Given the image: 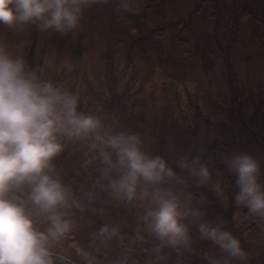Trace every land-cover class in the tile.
Returning <instances> with one entry per match:
<instances>
[{"label": "rangeland", "instance_id": "rangeland-1", "mask_svg": "<svg viewBox=\"0 0 264 264\" xmlns=\"http://www.w3.org/2000/svg\"><path fill=\"white\" fill-rule=\"evenodd\" d=\"M255 26L264 34V0H88L67 32L0 23V47L23 58L39 79L76 95L78 111L101 121L94 133L62 136L64 147L52 160L51 175L69 190L68 206L59 211L72 221L70 230L50 237L54 254L83 264H264V217L255 215L260 234L241 232L249 210L236 202L237 176L225 163L251 154L264 185V39L253 38ZM119 132L136 134L141 150L163 157L176 176L159 185L141 179L134 197L122 202L111 180L123 169L100 154ZM105 150L115 162L116 153ZM194 158L209 167L205 183L179 166ZM156 189L179 198L185 244L162 241L145 220ZM29 191L23 185L9 195L27 207ZM31 210L46 230V214ZM201 222L230 231L245 258L212 241L211 249L202 247Z\"/></svg>", "mask_w": 264, "mask_h": 264}, {"label": "clouds", "instance_id": "clouds-1", "mask_svg": "<svg viewBox=\"0 0 264 264\" xmlns=\"http://www.w3.org/2000/svg\"><path fill=\"white\" fill-rule=\"evenodd\" d=\"M87 4L88 0H0V23L9 27L38 23L42 29L67 32L77 27ZM77 105L76 95L50 80L39 79L23 58L13 57L0 47V264H57L50 237L70 230L72 221L59 211L68 206L69 190L51 175L52 160L64 147L62 136L81 137L101 126L98 117L78 111ZM105 147L116 153L115 162ZM105 147L100 150L104 161L123 169L111 180L117 196L133 198L141 179L159 185L176 176L163 157L141 150L136 134L110 135ZM225 163L237 176L236 202L246 205L251 214L264 217L259 161L241 152ZM179 166L189 169L200 183L209 178L207 163L198 158L182 159ZM23 185L30 188L27 198L31 204L46 214V230L37 226L33 211L21 196L9 195ZM153 200L156 206L144 217L151 230L168 244H185L189 229L182 221L186 213L181 211L179 198L170 189H156ZM198 227L202 238L229 256L245 258L240 240L220 224L201 222Z\"/></svg>", "mask_w": 264, "mask_h": 264}, {"label": "trees", "instance_id": "trees-1", "mask_svg": "<svg viewBox=\"0 0 264 264\" xmlns=\"http://www.w3.org/2000/svg\"><path fill=\"white\" fill-rule=\"evenodd\" d=\"M204 3V2H203ZM202 2H199L198 4H196V6L191 10V12H190V14H189V16H188V20H190V22H192V20L194 21L195 19H196V16H197V13H198V11L200 10V8L203 6L202 4H203ZM210 15H209V13H207V17H209ZM246 16L247 17H251L249 20L251 21V22H255V23H259L253 16H248V13H246ZM258 27L257 26H255V29H254V35H253V38L254 39H264V34H258ZM146 45H148V43L147 42H142L141 43V45H140V48L142 49L143 47H146ZM136 47H138L137 46V44L135 45ZM155 46V44L154 43H152L151 45H150V47L152 48V47H154ZM154 52L155 53H160V50H159V48H156L155 50H154ZM27 207L29 208V209H33V210H35V211H37L38 209L37 208H35L32 204H31V202H29L28 204H27ZM259 222H260V218L259 217H257V216H255V215H253V214H251L249 211H246L245 212V216H244V224H243V226H242V231L241 232H244V233H246V231L248 232V234H249V236H254V234L256 233V232H259L258 234H260V232L262 231L261 229H259L260 231H258L257 230V227L259 226ZM260 228V227H259ZM200 237H201V235H199ZM202 238V237H201ZM201 242V244H202V247H204L206 250L207 249H211V246H212V244H211V241L210 240H207V239H204V238H202V240L200 241ZM212 249H214V248H212ZM65 257H67V258H69V259H71L73 262H75L76 264H83V263H81V261H79V260H75V259H73L72 257H69V256H66L65 255Z\"/></svg>", "mask_w": 264, "mask_h": 264}, {"label": "water", "instance_id": "water-1", "mask_svg": "<svg viewBox=\"0 0 264 264\" xmlns=\"http://www.w3.org/2000/svg\"><path fill=\"white\" fill-rule=\"evenodd\" d=\"M127 199H128V197L123 195L122 202H125ZM54 255L57 257V264H76V263H74L73 261H71L70 259H68V258H66L64 256H61V255H58V254H54Z\"/></svg>", "mask_w": 264, "mask_h": 264}]
</instances>
